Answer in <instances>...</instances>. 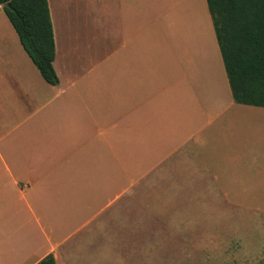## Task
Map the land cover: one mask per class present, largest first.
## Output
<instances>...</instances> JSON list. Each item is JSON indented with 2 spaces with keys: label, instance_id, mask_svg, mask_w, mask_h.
<instances>
[{
  "label": "crops",
  "instance_id": "obj_1",
  "mask_svg": "<svg viewBox=\"0 0 264 264\" xmlns=\"http://www.w3.org/2000/svg\"><path fill=\"white\" fill-rule=\"evenodd\" d=\"M74 2L48 0L57 85L11 22H0V264L49 255L56 264H121L113 248L74 238L120 233L113 222L134 233L147 193L165 183L172 188L161 191L177 196L185 165L221 184L207 162L214 137L253 127L244 119L264 109L234 103L224 70L218 85L200 83L175 39L148 36L146 0H92L101 38L90 40L83 24L76 29ZM167 2L176 17L177 1Z\"/></svg>",
  "mask_w": 264,
  "mask_h": 264
},
{
  "label": "rangeland",
  "instance_id": "obj_2",
  "mask_svg": "<svg viewBox=\"0 0 264 264\" xmlns=\"http://www.w3.org/2000/svg\"><path fill=\"white\" fill-rule=\"evenodd\" d=\"M176 1L180 12L174 17L167 0H146L147 35L175 39L183 65L197 70L200 83L218 85L226 70L207 2ZM74 4L73 21L78 30L77 24L84 25L83 38H101L92 0ZM199 19V28L192 29ZM0 22L9 23L2 7ZM259 111L244 119L253 127L236 125L221 140L214 137L207 162L221 184L210 173L198 180L185 165L175 185L177 196L161 191L172 188L165 183L147 193L146 214L136 221L134 233H123L113 222L112 229L120 233H80L74 241L111 247L121 264H264V109Z\"/></svg>",
  "mask_w": 264,
  "mask_h": 264
},
{
  "label": "trees",
  "instance_id": "obj_3",
  "mask_svg": "<svg viewBox=\"0 0 264 264\" xmlns=\"http://www.w3.org/2000/svg\"><path fill=\"white\" fill-rule=\"evenodd\" d=\"M235 102L264 107V0H207ZM24 50L51 85L59 83L48 0H0ZM39 264H56L53 255Z\"/></svg>",
  "mask_w": 264,
  "mask_h": 264
}]
</instances>
